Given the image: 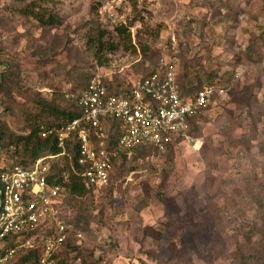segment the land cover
<instances>
[{"label":"rangeland","instance_id":"rangeland-1","mask_svg":"<svg viewBox=\"0 0 264 264\" xmlns=\"http://www.w3.org/2000/svg\"><path fill=\"white\" fill-rule=\"evenodd\" d=\"M30 7L57 24L38 22ZM161 56L175 57L180 85L227 92L172 149L127 153L110 187L66 193L63 255L78 264H264V0H0V159L8 163L4 144L36 121L57 123L39 114L37 93L62 106L56 92L76 93L92 75L124 88Z\"/></svg>","mask_w":264,"mask_h":264},{"label":"built area","instance_id":"built-area-1","mask_svg":"<svg viewBox=\"0 0 264 264\" xmlns=\"http://www.w3.org/2000/svg\"><path fill=\"white\" fill-rule=\"evenodd\" d=\"M175 60L174 56L161 57L154 72L114 92L108 91L100 77L93 76L76 95L83 113L55 129L61 147L56 156L67 157L71 164L67 143L76 139L79 168H71L85 185L100 188L108 184L116 149L149 144L164 151L178 134L188 136L187 119L208 107L214 97L226 94V87L213 83L193 95H183ZM110 120L117 122L119 132L115 149L106 147ZM49 132L42 130L41 136ZM53 156H40L29 167L0 159V264H58L56 254L66 237L60 212L66 192L62 184L48 179ZM63 179H67L66 173ZM38 239L41 254L37 260H19L20 249L34 248ZM69 264H78L77 259Z\"/></svg>","mask_w":264,"mask_h":264},{"label":"trees","instance_id":"trees-1","mask_svg":"<svg viewBox=\"0 0 264 264\" xmlns=\"http://www.w3.org/2000/svg\"><path fill=\"white\" fill-rule=\"evenodd\" d=\"M28 13V15L32 16L34 19H36L38 22H41L42 24H49V25H54L57 24V18H55L53 15H48L47 18H45L43 13L38 12L35 10L34 7L27 8L24 10ZM116 30L124 31L126 30V26H120L116 27ZM129 35V34H128ZM96 44H93L94 47L96 48V52H100V38L98 37L96 40ZM95 43V39H94ZM117 46L115 44H110L109 48L110 50H114ZM163 57V56H161ZM157 60L155 66H152L148 71L143 69V74L141 75L142 77L152 73L155 71L157 68V64L159 63L160 58ZM94 76V75H92ZM91 76V77H92ZM90 77V76H89ZM177 84L180 92L183 95H193L195 94L202 86L207 85V84H213V83H206L203 84L199 87H196V89H192L191 85L188 84H179L178 82V70H177ZM89 79L86 80V82H83L81 86H79V90L75 93L73 90H65L64 92H56L59 95V100L66 101V104H61L54 99H46L44 96H42L41 93H37V98L35 99L38 103L42 104L38 107L39 114L44 116L45 118H51L53 121L57 122L55 125L53 124H45L46 122H42L41 120L36 121V124L31 128L28 134L26 135H17L16 140H10L8 141L7 144H4V147L6 148L7 155L6 158L8 160L7 164H19L23 167H29L32 165L33 161L44 155H54L51 160H52V173L48 174V179L52 183H60L64 186L65 192L70 196L71 195H81L85 194L89 189H92V187H88L83 183L81 178L77 176L71 168V165L75 169H78V163H77V158L79 154L78 150V142L76 139H73L67 143V152H69L71 156V164L69 163L68 165H63V166H58L57 161L58 158L56 154H58L61 151V147L58 145L57 139L54 135L55 129L59 128L60 126H65V124L72 119H75L77 117H80V115L83 113V108L77 104L76 100V95L78 96L80 92L85 89V86L87 84ZM102 82L106 85L108 91L114 92L118 90L119 88L113 87V83L109 82L107 80L101 79ZM67 94V95H66ZM75 95V96H74ZM214 97L212 102L215 100ZM211 102V103H212ZM204 110V109H203ZM203 110H199L196 114H194L192 117L187 119L188 123V128H187V135L190 136V133L193 131L194 123H195V118L197 115H199ZM111 124L109 136L106 140V147L108 149H115V146L117 144V140L119 137V132L118 129L116 128V121L115 120H110L109 121ZM45 124V125H42ZM42 130H51L47 134L46 137L41 136ZM5 134L4 130L0 129V139L1 137ZM182 135L178 134L174 139H172L168 144L166 145V150L172 149L175 147V144L177 141L181 139ZM14 144V145H13ZM1 145V144H0ZM18 146H21L18 148ZM19 149H21L19 151ZM156 150V148L152 145L149 144H138L130 150L127 149H116V156L111 158V163L112 167L110 170V179L108 184L105 186L110 187L113 184L114 178H115V173L120 175V171L118 167L115 166V159L122 157L123 159L126 157L125 155L127 153H131L132 151L134 154H143L144 157L148 155L151 151ZM57 165V166H54ZM57 167V168H56ZM116 170V171H115ZM67 174V179H63V174ZM64 224H65V232H66V237L65 240L63 241L59 252L56 254V258L58 261V264H69V259L68 256L63 255V251L67 252L69 248V239H70V232H69V225L71 224L70 219H63ZM72 225V224H71ZM260 240H258L259 242ZM262 244H264V239L261 240ZM257 242V243H258ZM40 241L39 239L36 240L35 246L32 249H20L18 253V258L19 260H29L32 263L37 260V258L41 254V248H40ZM243 247H241L242 249ZM68 254V253H67ZM76 256L74 255V258Z\"/></svg>","mask_w":264,"mask_h":264},{"label":"clouds","instance_id":"clouds-1","mask_svg":"<svg viewBox=\"0 0 264 264\" xmlns=\"http://www.w3.org/2000/svg\"><path fill=\"white\" fill-rule=\"evenodd\" d=\"M94 76H95V75H94ZM92 77H93V76H92ZM92 77H90V78H92ZM90 78H89V80H90ZM89 80H88V81H89Z\"/></svg>","mask_w":264,"mask_h":264}]
</instances>
